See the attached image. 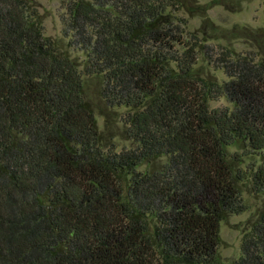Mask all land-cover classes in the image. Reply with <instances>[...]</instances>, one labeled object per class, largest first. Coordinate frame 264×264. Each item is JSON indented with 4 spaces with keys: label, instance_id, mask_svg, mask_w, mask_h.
<instances>
[{
    "label": "trees",
    "instance_id": "obj_1",
    "mask_svg": "<svg viewBox=\"0 0 264 264\" xmlns=\"http://www.w3.org/2000/svg\"><path fill=\"white\" fill-rule=\"evenodd\" d=\"M201 8L69 0L78 62L35 0H0V264H264V210L219 254L242 185L264 194V61L189 31ZM85 77L132 146L105 143Z\"/></svg>",
    "mask_w": 264,
    "mask_h": 264
},
{
    "label": "rangeland",
    "instance_id": "obj_2",
    "mask_svg": "<svg viewBox=\"0 0 264 264\" xmlns=\"http://www.w3.org/2000/svg\"><path fill=\"white\" fill-rule=\"evenodd\" d=\"M43 17L44 32L67 48L78 62L85 55L69 48L68 39L63 34V16L69 0H35ZM201 5L200 12L191 17L188 30L197 31L205 43L219 52L228 47L240 54H250L264 61V0H196ZM220 79H226L221 70L210 67L201 57L199 65ZM98 79L85 77V92L92 102L96 117L106 144H116L119 148L130 147L132 142L123 132L120 109L108 107L99 96ZM229 105L226 98L211 102L212 108ZM239 150L233 147L232 151ZM242 196L247 210L234 214L221 224V245L219 254L227 263L237 259L242 253V240L251 224L264 210V194H255L249 183L242 185Z\"/></svg>",
    "mask_w": 264,
    "mask_h": 264
}]
</instances>
